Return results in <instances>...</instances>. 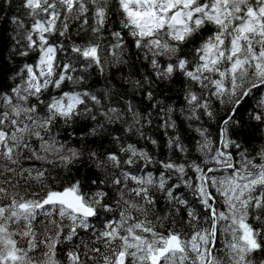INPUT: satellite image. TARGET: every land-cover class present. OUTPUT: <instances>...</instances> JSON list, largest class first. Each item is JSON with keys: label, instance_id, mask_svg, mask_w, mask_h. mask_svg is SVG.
Listing matches in <instances>:
<instances>
[{"label": "snow or ice", "instance_id": "6c2138e0", "mask_svg": "<svg viewBox=\"0 0 264 264\" xmlns=\"http://www.w3.org/2000/svg\"><path fill=\"white\" fill-rule=\"evenodd\" d=\"M0 264H264V0H0Z\"/></svg>", "mask_w": 264, "mask_h": 264}]
</instances>
